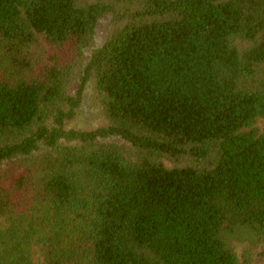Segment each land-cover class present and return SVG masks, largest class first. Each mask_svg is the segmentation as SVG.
<instances>
[{
    "label": "trees",
    "instance_id": "1",
    "mask_svg": "<svg viewBox=\"0 0 264 264\" xmlns=\"http://www.w3.org/2000/svg\"><path fill=\"white\" fill-rule=\"evenodd\" d=\"M254 257L264 0H0V264Z\"/></svg>",
    "mask_w": 264,
    "mask_h": 264
},
{
    "label": "rangeland",
    "instance_id": "2",
    "mask_svg": "<svg viewBox=\"0 0 264 264\" xmlns=\"http://www.w3.org/2000/svg\"><path fill=\"white\" fill-rule=\"evenodd\" d=\"M109 30H110V25H109L108 17L100 18L98 20L97 28H96L97 41L100 43L104 42L108 36ZM90 97H91V92L87 91L84 102L80 107V109L78 110L77 117L74 120L75 127L87 128V127L96 126L99 123L100 116L94 109L90 107ZM246 243L247 242L245 240H241V239H235L233 241V246L235 248L237 255L240 256V254L246 247ZM253 259L256 260L255 263L264 264V257H259V258L254 257Z\"/></svg>",
    "mask_w": 264,
    "mask_h": 264
}]
</instances>
